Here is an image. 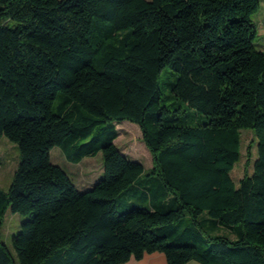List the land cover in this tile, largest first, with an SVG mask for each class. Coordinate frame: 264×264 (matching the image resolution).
<instances>
[{
  "label": "trees",
  "instance_id": "1",
  "mask_svg": "<svg viewBox=\"0 0 264 264\" xmlns=\"http://www.w3.org/2000/svg\"><path fill=\"white\" fill-rule=\"evenodd\" d=\"M260 7L0 0V137L20 151L9 190L0 188V227L9 210L26 218L12 239L19 264H126L153 253L168 264H264ZM124 121L140 126L150 170L117 147ZM244 130L257 158L237 186ZM55 147L72 163L103 152L104 177L78 190L52 162ZM0 264H16L1 239Z\"/></svg>",
  "mask_w": 264,
  "mask_h": 264
},
{
  "label": "rangeland",
  "instance_id": "2",
  "mask_svg": "<svg viewBox=\"0 0 264 264\" xmlns=\"http://www.w3.org/2000/svg\"><path fill=\"white\" fill-rule=\"evenodd\" d=\"M261 1V7L257 14L252 18L253 23L257 27L258 35L255 40V48L264 51V0ZM16 23L10 21L9 25L14 26ZM163 96L169 94V85L165 76L160 77ZM119 137L115 141L119 150L127 155L130 159L141 162L146 170H150L154 165V159L143 141L142 130L138 124L124 121L117 124ZM257 158V142L256 137L251 130L242 132V154L241 160L232 171V177L239 186L240 181L246 174L253 172L254 162ZM51 160L54 164L62 167L71 177L74 184L80 191H88L98 181L104 177V156L103 152L96 156L85 157L80 163H72L67 160L62 149L55 147L51 151ZM20 162V151L17 145L11 142L7 137H0V188L8 191L15 172ZM25 217L16 213L7 211L3 225L0 227V239L11 251L16 264L19 260L16 251L12 245L13 236L21 230V225L25 221ZM224 233V232H223ZM229 237L235 239L236 234L226 233Z\"/></svg>",
  "mask_w": 264,
  "mask_h": 264
},
{
  "label": "crops",
  "instance_id": "3",
  "mask_svg": "<svg viewBox=\"0 0 264 264\" xmlns=\"http://www.w3.org/2000/svg\"><path fill=\"white\" fill-rule=\"evenodd\" d=\"M126 264H168L167 258L163 253L146 254L143 259H132ZM187 264H200L197 261H191Z\"/></svg>",
  "mask_w": 264,
  "mask_h": 264
}]
</instances>
